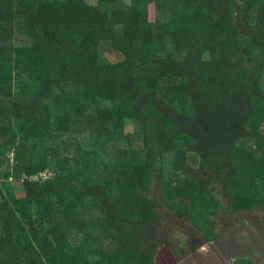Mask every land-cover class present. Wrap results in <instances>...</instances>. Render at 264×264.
Segmentation results:
<instances>
[{"label":"trees","instance_id":"obj_1","mask_svg":"<svg viewBox=\"0 0 264 264\" xmlns=\"http://www.w3.org/2000/svg\"><path fill=\"white\" fill-rule=\"evenodd\" d=\"M259 135L264 0H0V264H180L264 211Z\"/></svg>","mask_w":264,"mask_h":264},{"label":"rangeland","instance_id":"obj_2","mask_svg":"<svg viewBox=\"0 0 264 264\" xmlns=\"http://www.w3.org/2000/svg\"><path fill=\"white\" fill-rule=\"evenodd\" d=\"M125 1L130 2V0ZM151 19H153V10ZM255 122L256 120H252L249 123V130L252 133H254ZM133 129V125H129L126 132L132 133ZM263 142L262 135L254 138L252 143L255 145V150L259 149L258 146ZM134 147L140 149L142 141H136ZM181 156L185 158L184 154ZM192 157V167L199 166V156L192 152ZM190 158L191 155H188L187 159ZM16 187L18 197H22L23 190L18 185ZM152 197L154 198V193ZM216 230L218 239L209 245L205 243V237L198 231L179 222L166 221L157 232L161 238L172 240L174 248L181 254L177 257L181 261L180 264H188V262H191L190 264H236V260L242 258H249L251 264H264V211L249 212L232 221L221 218ZM246 262L249 263V261Z\"/></svg>","mask_w":264,"mask_h":264},{"label":"flooded vegetation","instance_id":"obj_3","mask_svg":"<svg viewBox=\"0 0 264 264\" xmlns=\"http://www.w3.org/2000/svg\"><path fill=\"white\" fill-rule=\"evenodd\" d=\"M191 262H188V264H190Z\"/></svg>","mask_w":264,"mask_h":264}]
</instances>
